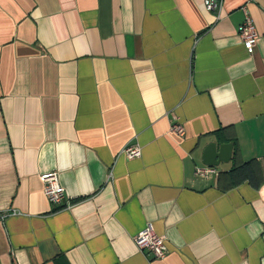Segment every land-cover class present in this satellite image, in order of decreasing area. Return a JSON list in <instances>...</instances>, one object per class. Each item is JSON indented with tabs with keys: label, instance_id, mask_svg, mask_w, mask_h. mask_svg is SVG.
Listing matches in <instances>:
<instances>
[{
	"label": "crops",
	"instance_id": "0c3cea01",
	"mask_svg": "<svg viewBox=\"0 0 264 264\" xmlns=\"http://www.w3.org/2000/svg\"><path fill=\"white\" fill-rule=\"evenodd\" d=\"M202 4L0 0V264H264V0ZM209 143L230 160L195 178Z\"/></svg>",
	"mask_w": 264,
	"mask_h": 264
},
{
	"label": "built area",
	"instance_id": "2783aa9c",
	"mask_svg": "<svg viewBox=\"0 0 264 264\" xmlns=\"http://www.w3.org/2000/svg\"><path fill=\"white\" fill-rule=\"evenodd\" d=\"M224 0H203V10L213 16L214 22H218L221 18V9ZM243 21L238 28V38L248 53H251L258 39L255 26L249 17L245 8H242ZM171 132L179 136L183 135L181 125L174 124L171 126ZM121 154L127 160H135L140 157L141 151L138 146L128 145L121 150ZM218 174L216 167L196 166L193 171V176L199 179H209ZM43 184V194L47 201L54 206H61L65 200V190L60 186L56 172H50L41 175ZM69 202H66L64 207H68ZM135 247L140 252H147L153 259H162L165 257L167 250L165 247L164 237L154 233L151 226L148 225L142 230L133 240Z\"/></svg>",
	"mask_w": 264,
	"mask_h": 264
},
{
	"label": "water",
	"instance_id": "95a60500",
	"mask_svg": "<svg viewBox=\"0 0 264 264\" xmlns=\"http://www.w3.org/2000/svg\"><path fill=\"white\" fill-rule=\"evenodd\" d=\"M232 154V144L224 143L216 145L209 143L201 154V164L203 166L218 167L221 163H228Z\"/></svg>",
	"mask_w": 264,
	"mask_h": 264
},
{
	"label": "trees",
	"instance_id": "16d2710c",
	"mask_svg": "<svg viewBox=\"0 0 264 264\" xmlns=\"http://www.w3.org/2000/svg\"><path fill=\"white\" fill-rule=\"evenodd\" d=\"M222 130H219L218 132H216L215 133V135L217 136V137H221L222 136V132H221ZM221 140H223V141H225V139H223L222 137H221ZM227 141V140H226ZM228 141H230V140H228ZM231 141H233L234 142V139H231Z\"/></svg>",
	"mask_w": 264,
	"mask_h": 264
}]
</instances>
